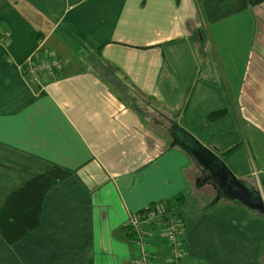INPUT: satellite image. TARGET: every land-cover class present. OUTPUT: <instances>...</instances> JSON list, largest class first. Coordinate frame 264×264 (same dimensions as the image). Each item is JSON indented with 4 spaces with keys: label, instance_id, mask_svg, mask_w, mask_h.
Here are the masks:
<instances>
[{
    "label": "crops",
    "instance_id": "0c3cea01",
    "mask_svg": "<svg viewBox=\"0 0 264 264\" xmlns=\"http://www.w3.org/2000/svg\"><path fill=\"white\" fill-rule=\"evenodd\" d=\"M0 34V209L49 166L71 173L36 230L0 236V264H134L126 223L156 205L184 223L181 264H264V217L205 200L165 137L172 120L263 194L264 0H0ZM44 57L64 68L40 90L22 68ZM123 92L153 105L145 117ZM149 228L152 264H167Z\"/></svg>",
    "mask_w": 264,
    "mask_h": 264
},
{
    "label": "built area",
    "instance_id": "2783aa9c",
    "mask_svg": "<svg viewBox=\"0 0 264 264\" xmlns=\"http://www.w3.org/2000/svg\"><path fill=\"white\" fill-rule=\"evenodd\" d=\"M0 44L6 45L7 41L1 37ZM63 68L64 63L55 57L40 60L32 58L23 66L22 73L31 84L41 90L45 80ZM152 226L159 230L167 246V264H181L187 257L183 242L184 223L164 205L152 206L129 216L126 227L137 250L134 264H152L150 239L153 232L149 228Z\"/></svg>",
    "mask_w": 264,
    "mask_h": 264
},
{
    "label": "trees",
    "instance_id": "16d2710c",
    "mask_svg": "<svg viewBox=\"0 0 264 264\" xmlns=\"http://www.w3.org/2000/svg\"><path fill=\"white\" fill-rule=\"evenodd\" d=\"M222 114V111L214 112L208 117V120L215 122ZM70 174L66 169L51 165L7 197L0 209V236L7 245L19 242L39 227L45 195L53 186ZM261 188L264 194V184ZM176 203H179V201H176ZM164 206L168 210L172 209V205Z\"/></svg>",
    "mask_w": 264,
    "mask_h": 264
},
{
    "label": "water",
    "instance_id": "95a60500",
    "mask_svg": "<svg viewBox=\"0 0 264 264\" xmlns=\"http://www.w3.org/2000/svg\"><path fill=\"white\" fill-rule=\"evenodd\" d=\"M167 122L170 146L177 147L186 153L204 173L203 180L197 181L200 183L197 184L198 186H204L206 182H210L217 191L215 202L221 199L233 202L264 217V198L260 191L248 188L238 180L214 152L197 142L177 123L172 120Z\"/></svg>",
    "mask_w": 264,
    "mask_h": 264
},
{
    "label": "rangeland",
    "instance_id": "374dc122",
    "mask_svg": "<svg viewBox=\"0 0 264 264\" xmlns=\"http://www.w3.org/2000/svg\"><path fill=\"white\" fill-rule=\"evenodd\" d=\"M102 73H103V71H102ZM104 74H106V76L108 77L109 75H108V73H105L104 72ZM110 77H108V79H109ZM119 86H117V90L119 91L120 89L118 88ZM122 97H125L126 99L124 100H122L125 104H127V105H130V106H132V108H135L137 111H138V113H140L143 117H145L146 116V112L145 111H147L148 109H149V106H153L152 104L150 105V103H149V101H147V100H144V99H141L140 98V96H138L136 93H135V97L133 96V93H130V92H123L122 93ZM131 97V98H130ZM121 98V97H120ZM149 119L148 120V122L149 121H151L152 119H156V120H158V121H160L161 119H160V117L158 116V115H156V114H154V113H151V114H149V117H146V119ZM147 122V121H146ZM169 124L167 123V122H165V137L168 139V129H169V126H168ZM193 137V136H192ZM197 142H199L195 137H193ZM169 143H170V141H169ZM203 175H204V173L202 172V169H201V167L200 166H198V165H195L194 166V174H193V176L191 177V179H193V177L194 178H196V180L198 181V180H201L202 179V177H203ZM253 183H255V182H253ZM255 185V184H254ZM203 188H206L207 189V191H209V192H206L205 194L206 195H204V197H205V200H209L211 197H212V201L214 200V197H215V191H214V189H213V187L211 186V185H209V184H207V186H204ZM253 188V187H252ZM261 192V191H260ZM208 193V194H207ZM261 194H262V192H261ZM263 195V194H262Z\"/></svg>",
    "mask_w": 264,
    "mask_h": 264
},
{
    "label": "flooded vegetation",
    "instance_id": "af4514ba",
    "mask_svg": "<svg viewBox=\"0 0 264 264\" xmlns=\"http://www.w3.org/2000/svg\"><path fill=\"white\" fill-rule=\"evenodd\" d=\"M167 120H168V119H167ZM167 120H166V121H167ZM202 172H203V171H202ZM203 177H205V176L203 175ZM203 177H202V179H201V180H203ZM196 184H198V185H199L200 183H198V182H197ZM207 184H209V185H211V186H212V183H210V182H206V183H205V185H207ZM213 189H214V188H213ZM214 191H215V193L217 194V191H216V189H214ZM216 194H215V196H216Z\"/></svg>",
    "mask_w": 264,
    "mask_h": 264
}]
</instances>
